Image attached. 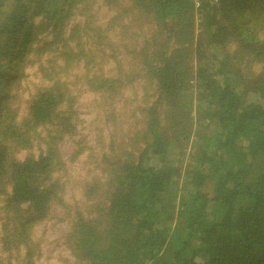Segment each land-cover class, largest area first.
Here are the masks:
<instances>
[{
	"label": "trees",
	"instance_id": "trees-1",
	"mask_svg": "<svg viewBox=\"0 0 264 264\" xmlns=\"http://www.w3.org/2000/svg\"><path fill=\"white\" fill-rule=\"evenodd\" d=\"M120 1L102 0L121 10ZM90 5L0 0V264H13L12 256L34 264L36 226L64 206L61 148L76 121L65 77L75 69L73 78L110 103L134 78L152 89L137 107L144 126L129 136L138 146L110 139L112 153L100 157L105 177L84 185L95 216L67 212L65 243L75 259L264 264V0H218L198 10L191 0H128L126 11L155 29L133 55L139 71L120 76L95 68L101 31L71 21ZM31 58L48 84L30 87L26 115L16 119ZM4 85L12 94L2 99ZM75 145L72 156L84 149Z\"/></svg>",
	"mask_w": 264,
	"mask_h": 264
},
{
	"label": "rangeland",
	"instance_id": "rangeland-1",
	"mask_svg": "<svg viewBox=\"0 0 264 264\" xmlns=\"http://www.w3.org/2000/svg\"><path fill=\"white\" fill-rule=\"evenodd\" d=\"M90 1L89 9L73 11L74 15L71 21L73 23L88 22L91 26H96L95 29L101 31V41L105 44L97 48L103 50V55L100 59H95V68L105 76H120L127 75L132 71L138 72L139 65L136 64V58L133 55L137 52L143 38L153 32L154 24L145 16L135 15L134 11L130 9L126 11L128 0L120 1L121 10L116 6L105 5L102 0ZM197 15H195L196 22L198 21ZM171 44L173 45V42ZM38 63L37 59L31 58V62L27 61L23 65L22 70L25 76L22 77V87L18 91V101L13 104L16 119L26 115L24 104L30 87L48 84L47 79L38 69ZM253 68L256 70L259 69V66L256 65ZM75 75H78L77 69L65 77L68 89L75 98L76 121L75 136L72 139L64 140L61 148L62 159L66 163L65 171H60L61 181L64 183L62 192L64 206H54L49 218L36 226L33 236L39 245V255L34 264H81L75 259L65 243L70 218L67 212L72 214L77 210L84 215L95 216V200L85 195L84 185L105 177L102 169L106 166L101 163L100 157L102 153L107 155L112 153L109 147L110 139L124 140L127 148L135 149L134 146H138L140 141L133 147L130 146L129 136L144 126L141 122L139 123L143 114L139 113L137 107L139 104H144L142 101L140 103V100L144 99L143 92H146L147 96L152 91L151 88H148L147 82L144 84L140 78H134L131 83L120 89V93L110 103V100L103 98L99 93L87 90L85 85L73 78ZM23 84L27 87H24ZM2 91L4 92L2 99L5 95L12 94L6 85L2 87ZM192 92L194 94V88ZM249 97L254 98L253 95ZM194 98L195 95L192 96L193 104H195ZM119 123H121L120 130L118 129ZM76 140L84 144V149L78 155L72 156L73 149L77 148ZM25 152H27L25 148H22L16 150L15 154L18 158L22 157ZM179 182L181 184L182 179H179ZM5 189L8 190V187ZM2 198L0 193V236L5 221ZM4 256L0 245V258ZM17 259L12 256V263L17 264L20 261Z\"/></svg>",
	"mask_w": 264,
	"mask_h": 264
},
{
	"label": "built area",
	"instance_id": "built-area-1",
	"mask_svg": "<svg viewBox=\"0 0 264 264\" xmlns=\"http://www.w3.org/2000/svg\"><path fill=\"white\" fill-rule=\"evenodd\" d=\"M218 0H191L195 10H198L205 3H215Z\"/></svg>",
	"mask_w": 264,
	"mask_h": 264
}]
</instances>
